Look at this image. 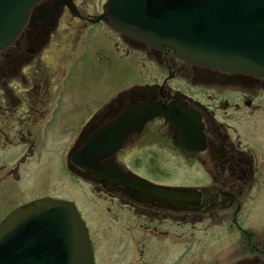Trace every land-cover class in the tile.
<instances>
[{"label":"flooded vegetation","instance_id":"flooded-vegetation-1","mask_svg":"<svg viewBox=\"0 0 264 264\" xmlns=\"http://www.w3.org/2000/svg\"><path fill=\"white\" fill-rule=\"evenodd\" d=\"M40 6L44 13L41 20L34 23L30 18L16 42L0 53V204L11 202L9 188H19L18 205L0 210V223L17 208L37 200L74 202L72 195L66 193L69 190L66 181L76 185L78 179L84 181L82 175L86 172L74 162L77 152L100 129L120 124L136 106L146 105L156 117L145 124L142 132L125 133L124 148L117 155L147 131H153V139L164 141L166 146L170 144L185 160L197 162L199 170L210 180L172 183L133 170L157 184L196 187L202 192L198 206L180 208L159 202L145 203L126 197L119 189L122 209L129 208L127 211L145 219L143 224L136 220L134 225L139 233L134 244L140 246L141 256L146 252L140 250V233L144 229L151 235L153 250L155 245L162 249L163 241L169 243L171 250L181 249L175 260L167 264H188L187 226L209 216L218 218L219 212L231 209L232 233L238 231L241 237L232 240V254L240 245L250 251L249 256L233 264H264V229L257 231L245 226L244 215L239 216L242 212L248 216L264 199V78L188 63L176 57L171 49L151 47L116 32L107 21H97L106 3L100 11H91L88 0H43ZM86 36L88 41L84 39ZM91 37L93 41L103 37L104 41L93 44ZM85 48L97 64L112 68L116 56L142 74V79L116 87L100 103H90L94 104L91 113L75 128L66 130L57 125L56 119L60 114L68 115V104L64 102L66 79L74 60ZM149 66L154 69L152 79L146 78ZM75 99L73 103L77 106ZM171 112H184L194 120V126L188 128L191 134L184 135L193 157H187L173 144L176 130L166 121V113ZM74 117L70 113L69 118ZM237 122L246 123L245 128ZM201 147L203 150H199ZM154 168L162 170L156 160ZM169 222L177 224L181 231L172 234L171 230L160 228ZM149 255L156 263L157 252ZM136 261L135 253L132 264Z\"/></svg>","mask_w":264,"mask_h":264},{"label":"water","instance_id":"water-1","mask_svg":"<svg viewBox=\"0 0 264 264\" xmlns=\"http://www.w3.org/2000/svg\"><path fill=\"white\" fill-rule=\"evenodd\" d=\"M41 1L0 0V51L14 43ZM41 14L37 10L34 23ZM102 18L117 31L155 47H169L188 62L264 77V0H110ZM151 117L141 108V119L128 117L98 132L88 141V155L80 163L88 170L83 175L122 186L146 201L187 206L190 199H199L197 190L158 186L101 163L123 146V134L141 128ZM175 144L183 148L181 142ZM186 154L193 156L187 150ZM0 264H95L89 232L76 205L46 198L14 211L0 224Z\"/></svg>","mask_w":264,"mask_h":264},{"label":"rangeland","instance_id":"rangeland-1","mask_svg":"<svg viewBox=\"0 0 264 264\" xmlns=\"http://www.w3.org/2000/svg\"><path fill=\"white\" fill-rule=\"evenodd\" d=\"M105 1L88 0V5H91V11L93 9V11H100ZM84 39L88 41V36ZM91 41L94 44L96 41L103 42L104 39L103 37H97V40L93 41L91 37ZM85 50L86 48L74 60L72 72L66 79L67 95L64 102L68 104L66 111L68 115L66 117L65 114H60L56 119L57 125L64 126L66 130H69L72 126L74 127V125H79L83 117L91 113L94 104L90 103H100L116 87L127 86L142 79V74L140 75L132 70L128 63L121 61L116 56L112 68L110 66L104 67L97 64L92 55ZM147 70L149 75L147 74L146 78L152 79L151 73H154V69L149 66ZM74 97H76L77 106L73 103ZM68 107H71V109ZM70 113L75 115L74 119L69 118ZM237 123L241 128L246 126L244 122ZM152 132L147 131L135 144L130 143L116 160L140 175L154 180L172 181V183L180 181L191 184L204 183L210 180L203 173L204 171L199 170L197 162L185 160L170 144L167 143L166 146L164 141L153 139ZM260 133L263 134V132ZM154 160L162 169L160 172L155 168L152 169ZM57 168L60 169L61 164ZM66 183L69 187L66 193L69 192L72 195V199L88 227L96 264H132L135 253L137 261L134 264H163L164 261V264H167L169 260H175L180 253V248L171 250L167 241H163L162 249H157L155 245L153 250L150 233L142 229L140 233L142 239L140 250L146 249V252L141 256L138 249L140 246L134 244V238L139 236L134 225L136 220L138 224H143L144 218L138 216L137 213L135 214L134 211H127L129 208L122 209L124 205L121 200L102 192L99 187L90 182L86 183L78 179L76 185H70L67 181ZM9 189L12 199L9 203L0 204V210L2 211H7L10 207L15 208L19 202L16 200L18 197L17 189L19 188L15 186ZM111 199H115V201ZM222 214L225 215L224 218H222ZM233 214L230 209L226 212H219L218 218L217 216L211 218L209 216L205 221L195 222L193 225L189 224L187 226L185 232L188 234V249L190 248L188 264H233L239 259L250 255V251L246 250L244 245H240L241 248L238 247V251L232 254V240L238 241L241 238L238 231L232 233L234 230L230 225ZM242 214L244 215L242 223L245 226L257 231L264 229L263 198L260 199L257 207H254L248 216H245L247 212H242L239 216L242 217ZM160 228L166 231L171 230L172 234H176L175 231H181L177 224L171 222L164 223ZM153 251L157 252L158 260H155L156 263H153L151 257L149 258V253Z\"/></svg>","mask_w":264,"mask_h":264}]
</instances>
